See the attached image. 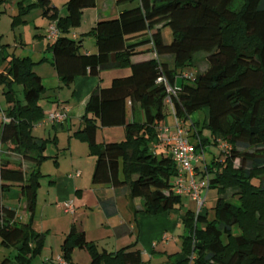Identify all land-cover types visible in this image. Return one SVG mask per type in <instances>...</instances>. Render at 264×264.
<instances>
[{"label": "trees", "instance_id": "1", "mask_svg": "<svg viewBox=\"0 0 264 264\" xmlns=\"http://www.w3.org/2000/svg\"><path fill=\"white\" fill-rule=\"evenodd\" d=\"M127 1L136 6L116 18L98 20L90 30L96 46L92 54L80 53L81 40L69 37V31L80 25L83 9L94 7L95 0H67L64 16L49 0L38 1L59 29L47 49L64 84L108 67L130 68L129 75L91 92L74 133L95 157L92 182L127 185L131 199H142L143 214L177 209L182 196L174 193L171 183L176 165L164 150L152 146L173 112L184 126L193 112L206 108L205 124H193L192 133L187 136L185 129V134L195 153L211 137L214 144L226 145L221 148L223 158L211 160L202 172L209 188L218 189V198L211 219L204 207L184 213L185 257L176 264H264V0H117ZM18 20L15 17L14 23ZM165 27L171 31L169 43L163 40ZM34 64L29 57L13 55L0 72L7 119L0 127V141L7 153L20 157L13 161L0 156L1 189L8 188L7 182L20 183L27 214L25 222L17 223L16 210L0 203V245L16 249L0 264H29L43 246V234L31 224L44 176L39 167L47 158L44 150L50 139L32 134L44 117L39 101L45 92ZM188 68L196 69L191 79L180 76ZM160 74L171 84L180 79L173 107L165 102V86L156 82ZM15 84L22 86L23 101L17 98ZM128 101L129 110L138 106L141 120L126 122ZM112 126H123L125 138L97 141V128ZM202 128L210 137L202 135ZM74 248L85 249L91 264H146L131 245L114 252L98 250L75 225L61 245L66 264H74Z\"/></svg>", "mask_w": 264, "mask_h": 264}, {"label": "crops", "instance_id": "2", "mask_svg": "<svg viewBox=\"0 0 264 264\" xmlns=\"http://www.w3.org/2000/svg\"><path fill=\"white\" fill-rule=\"evenodd\" d=\"M38 1L0 0V72L6 68L7 61L13 55L29 57L35 62L33 70L40 76L45 87V92L39 101L44 117L35 123L32 134L39 138L50 139L44 150V155L47 158H53L54 164L58 166L59 153L57 150L59 149H57V145L59 137L65 132L69 135L75 133V130L80 128L81 117L85 112V106L91 92L96 87H108L115 77L129 75L130 68L108 67L101 70L97 75H78L70 84H64L52 64V52L47 49V45L52 40L47 38L46 31L52 20L44 14ZM7 4L9 8H7ZM49 5L57 8L54 0H49ZM135 6V1L118 3L117 0H95L94 7L83 9L80 25L74 30L71 28L69 37L81 40L80 53H96L95 38L90 34V30L96 22L100 19L116 18L123 10ZM63 11L61 10L60 13L58 11V15L64 16L66 11L62 14ZM17 16H19V20L14 23V18ZM7 27L9 28L7 29ZM165 28L162 29L163 40L165 43H169L172 39L171 31ZM199 64V69L205 68L203 62ZM118 69H121L123 74H117L116 70ZM184 70L194 73L196 71L192 68ZM178 80L180 79L176 80L177 85ZM15 91L17 94L18 90L15 89ZM129 104L128 101V109ZM61 106L68 108V117L64 123L53 124L45 120L49 111ZM5 108H2L0 104V127L3 120L7 121L6 118L4 119ZM132 119H142L138 106H135V109L127 110L126 122ZM206 120V108L193 112L190 118L184 122L187 136L192 133L193 124L200 127L205 124ZM163 122L172 125V116L166 117ZM73 127L74 130H72ZM124 132L123 126L98 127L96 139L98 138L97 141L99 142L117 141L123 137ZM72 138L71 135L68 136L67 149L69 151H61L60 153L63 158H69L68 167L64 171L57 167L55 173L43 174L44 176L50 175L51 178L48 181L43 182L44 176L40 180L31 225L35 232L43 234V246L40 254L33 257L29 264H57V257L61 255L63 240L73 225L82 230L86 239L95 243L100 251L114 252L131 245L132 249L140 251L141 258L146 264H176L182 260L185 257L182 249V236L185 231L181 222L186 210H194L191 206L194 202L186 196L189 201L184 202L182 200V205L177 209L155 215L139 212L142 209L143 201L139 198L131 199L128 196L127 185L116 188L108 184H94L92 182L95 158L89 154L86 142L77 137ZM211 139L213 140L212 137ZM49 143H52L54 147L56 146L50 149V152L47 149ZM207 144L210 145V143H205L202 149L203 155L195 163L197 179L202 177L205 166L211 160L218 159L216 153L206 152ZM211 145H215L218 152L223 153L221 143ZM60 147H63V143L60 144ZM156 150L159 152L161 149ZM0 153L5 154L3 158L13 161H18L20 158L16 154L7 153L4 144L1 146ZM41 164L39 168H41ZM77 172L79 173L77 174ZM1 184L4 183L0 182V203L7 208L16 210L17 223L25 222L27 214L20 193L21 184L7 182L5 185L8 188L5 190L1 189ZM208 199L209 193L207 192L205 201ZM66 201L72 202L74 213L64 210L63 205ZM177 232L181 234L175 238ZM82 250L85 249H73L71 253L72 262L74 264H91L89 253ZM15 253L14 247L0 245V261L6 257H13ZM9 264L16 263L11 260Z\"/></svg>", "mask_w": 264, "mask_h": 264}, {"label": "built area", "instance_id": "3", "mask_svg": "<svg viewBox=\"0 0 264 264\" xmlns=\"http://www.w3.org/2000/svg\"><path fill=\"white\" fill-rule=\"evenodd\" d=\"M46 32L47 38L52 41L58 37L59 29L57 28L55 20L51 21ZM193 74V71L184 70L181 72L180 76L191 79ZM156 82L165 86V102L169 104L170 107H173V98L176 97L178 90L176 84H171L168 78L163 74L157 77ZM171 116L173 124L167 125L166 122L161 124L158 129V141L153 144L152 147L153 149L164 150L166 154L172 157L177 169L175 175L171 179L173 191L175 194L189 197L197 206V213L204 207L206 192L209 188L208 177L203 176L197 179L195 170V163L198 161L199 157L203 155V152H194L192 145L186 137L182 122L176 117L174 112ZM67 117L68 108L66 106H61L60 108L49 111L45 120L53 124H62ZM223 146L226 147L224 144ZM78 173L79 172H77V174ZM63 206L65 211L74 213V207L71 201H66ZM57 262L58 264H66L61 256L57 257Z\"/></svg>", "mask_w": 264, "mask_h": 264}, {"label": "rangeland", "instance_id": "4", "mask_svg": "<svg viewBox=\"0 0 264 264\" xmlns=\"http://www.w3.org/2000/svg\"><path fill=\"white\" fill-rule=\"evenodd\" d=\"M65 1L66 0H54V2L57 4L56 6H57V11H59V13H60V11L61 10H64L63 11V13L62 14H64L65 13V11H66V8H65V5H64V3H65ZM7 8H9V6H8V4H7ZM32 10V9H31ZM5 26H6V24H5ZM9 27H7V29H8ZM76 28H78V27H73L72 29L74 30V29H76ZM165 29H167L168 31H169V28L168 27H166ZM4 36H6V35H4ZM89 38H91V37H89ZM91 39H93V38H91ZM19 52V51H18ZM194 69V68H193ZM116 72H117V74H123V71L121 70V69H118V70H116ZM180 80H178V84L180 85ZM15 87V89L16 90H18V93H17V97H18V99L19 100H22L23 98V96H22V87H21V85H15L14 86ZM0 104H1V107L3 108H5L6 107V100L4 99V97H3V94H2V92H1V90H0ZM129 110V109H128ZM170 117V116H169ZM72 130H74V127H73V129ZM71 130V131H72ZM77 131V129L75 130V132ZM202 134L204 135V136H207V137H210V132H209V130L208 129H206V128H202ZM73 138L75 137L74 136V133H71L70 134ZM69 134H67L66 132H65V134H61V136L59 137V143H58V145H57V149H59V150H57V152L59 153V155H58V158H57V160H58V162H59V165L58 166H56L55 164H54V159L53 158H46V159H44L43 160V162H42V164H41V168H40V170H41V172L43 173V174H47L48 172H50V173H55V171H56V168L57 167H59V169L61 170V171H64L65 170V168H67L68 167V164H69V158L67 157H64L63 158V155H61L60 153H61V151L63 152H68L69 151V149H67V145H68V143H67V141H68V136H70ZM72 138V139H73ZM76 138V137H75ZM125 138V132H124V135H123V137H120L117 141H121V140H123ZM98 139V138H97ZM63 143V147H60V144H62ZM211 144H213V141H212V139L210 140V145L209 144H207V147H209V148H207L206 147V152L207 153H216L217 155H218V158H221V157H223L224 156V154L223 153H221V152H218V150H217V147L215 146V145H211ZM1 146H2V144H1ZM56 147V146H55ZM54 147V145L52 144V143H49L48 144V152H50V149H53V148H55ZM73 148H74V145H73ZM2 155V157H4L5 156V154L4 153H2L1 154ZM16 157V156H15ZM92 157H94V156H92ZM95 158V157H94ZM236 164H237V161H236ZM26 168L27 167H29V162H26V166H25ZM51 177H50V175H45L43 178H42V180H43V182H45V181H48V179H50ZM207 192L209 193V199H208V201L206 200L205 201V204H204V210H207L208 211V217L211 219V218H213V216H214V206H215V203H216V200H217V198H218V189L217 188H215V187H210V188H208L207 189ZM207 192H206V195H207ZM215 198V199H214ZM182 200L184 201V202H186V201H189V199L186 197V196H184V195H182ZM209 200H214V201H209ZM192 202V201H191ZM193 203V202H192ZM191 206L194 208V210L196 211L197 210V206L193 203V204H191ZM178 234H181L180 232H177L176 233V235L174 236L175 238H177V237H179V235ZM83 252L85 251V250H82Z\"/></svg>", "mask_w": 264, "mask_h": 264}]
</instances>
